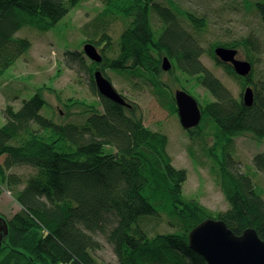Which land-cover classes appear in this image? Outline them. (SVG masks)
I'll return each instance as SVG.
<instances>
[{
  "label": "trees",
  "instance_id": "trees-1",
  "mask_svg": "<svg viewBox=\"0 0 264 264\" xmlns=\"http://www.w3.org/2000/svg\"><path fill=\"white\" fill-rule=\"evenodd\" d=\"M82 1L0 0V79L32 47L28 38L17 36L23 26L47 31ZM246 1L264 23V0ZM103 2L108 3L107 12L85 24L84 31L92 37L90 42L98 45L104 40L106 49L112 51L114 19L123 20L119 51L111 61L113 69L147 72L162 97L165 84L159 72L168 56L177 70L198 76L213 95L214 100L203 107L200 104L203 123L192 131L208 126L215 130L216 138L226 140L207 149L223 176L229 207L215 217L201 203L188 199L183 191L188 171L174 166L168 135L146 127L126 97L132 107L102 96L91 76L92 90L101 97L103 109L84 110L91 113L81 123H58L43 113L47 100L38 91L19 109L12 104L2 109L0 196L4 185L12 188L23 182L8 173L15 165H29L36 172L13 191L21 208L7 219L0 264H105L96 254L103 247L100 236L113 246L119 264H207L189 245L188 235L208 217L223 219L238 235L254 228L264 239V197L232 155V136L251 132L264 140V87L253 82L254 70L247 77L238 76L214 54L218 46L244 49L254 67L252 50L257 48V40L251 35L218 40L205 49L194 33L205 30V17L175 11L156 0ZM152 13L162 23L158 30L152 25ZM180 14L191 28L179 20ZM205 52L239 79L242 88L254 89L252 106L234 96L205 66L201 60ZM69 54L77 56L76 52ZM170 102H175L174 96ZM106 146L116 151L106 152ZM254 164L264 173V151L255 156ZM198 213L204 216L199 219ZM152 220L165 221L183 232L152 233Z\"/></svg>",
  "mask_w": 264,
  "mask_h": 264
},
{
  "label": "rangeland",
  "instance_id": "rangeland-1",
  "mask_svg": "<svg viewBox=\"0 0 264 264\" xmlns=\"http://www.w3.org/2000/svg\"><path fill=\"white\" fill-rule=\"evenodd\" d=\"M156 1L175 11H190L205 17L207 23L205 30L201 34L194 32L196 36H200L205 49L218 40L230 41L249 35L255 38L258 45L252 50L255 61L253 82L264 87V23L253 5L246 0ZM107 4L103 0H84L47 31L23 26L17 32V36L28 38L32 42V47L8 68L0 79V127L4 123L2 109L7 104L19 109L23 101L31 98L37 91L47 100V108L42 112L58 123H81L86 119V115L91 113L84 110H92L93 107V110L103 109L101 97L91 87V76L94 77L96 66L86 56L83 48L87 42H90V36L84 31L85 24L105 14L108 10ZM181 14L177 15L179 20L184 25L190 26ZM151 16L154 28L161 27L162 23L159 22L157 15L152 13ZM124 27L123 20L115 17L111 31L112 51L106 49L107 43L104 40L97 45L108 61L109 59L112 61L117 56L119 37ZM94 39L99 40L100 37ZM240 50V57H247L246 51ZM70 51L76 52L77 56H71ZM169 59L172 68L165 70L161 65L159 72L160 80L165 84L162 97L148 80L150 75L143 70L130 73L103 64L97 66L112 81L116 89L136 107L135 114L146 127L162 131L169 136V151L174 166L188 171V178L183 185L184 195L201 203L212 216L216 217L218 212L228 209L229 203L222 187L223 176L219 175L218 165L210 157L207 146L212 147L213 144L226 140L216 138L215 130L211 131L208 126L203 128L201 125V129L194 132L184 129L178 110L174 111L178 109L174 96L176 89L183 88L190 92L202 107L210 100H214V97L199 82L198 76L182 73L174 67L172 59ZM201 60L234 96L243 100L245 87L242 88L239 79L206 52ZM172 96L175 102L171 104ZM201 122L203 123V116ZM232 145V155L237 160L239 169L253 178L264 197V174L256 168L253 161L257 152L264 151V140L257 139L251 132H242L232 136ZM105 151H116V149L106 146ZM35 172L34 167L25 164L15 165L8 170V173L21 177L23 182L12 188L4 185L3 194L0 196L1 215L10 218L19 211L21 206L13 197V191L22 188ZM198 215L199 213L196 216ZM201 216L204 215L200 214L198 218L201 219ZM150 224L155 228L152 233L183 232L179 227H173L165 221L154 223L152 220ZM99 239L103 242V247L97 251V256L105 264H119L113 246L104 237L100 236Z\"/></svg>",
  "mask_w": 264,
  "mask_h": 264
},
{
  "label": "water",
  "instance_id": "water-1",
  "mask_svg": "<svg viewBox=\"0 0 264 264\" xmlns=\"http://www.w3.org/2000/svg\"><path fill=\"white\" fill-rule=\"evenodd\" d=\"M83 49L86 56L93 61L103 60V55L92 42H87ZM214 52L222 61L230 62L237 74L246 77L251 74L253 67L251 61L238 59L239 51L236 48L219 46ZM162 67L165 70L172 68V62L168 56H164ZM94 80L102 96L124 106L132 107V104L123 97L101 70L95 72ZM174 96L182 126L188 130L196 128L203 116L198 99L182 88L176 89ZM254 99V89L247 86L243 93L245 105L252 106ZM7 234L8 223L0 217V249L3 236ZM188 238L191 248L201 254L207 264H264V239L254 228H247L238 235L228 227L223 219L208 217L191 229Z\"/></svg>",
  "mask_w": 264,
  "mask_h": 264
},
{
  "label": "bare ground",
  "instance_id": "bare-ground-1",
  "mask_svg": "<svg viewBox=\"0 0 264 264\" xmlns=\"http://www.w3.org/2000/svg\"><path fill=\"white\" fill-rule=\"evenodd\" d=\"M95 45V44H94ZM96 47H97V45H95ZM219 47V46H218ZM98 48V47H97ZM217 48V47H216ZM215 48V49H216ZM239 52H238V54H237V58L238 59H241V60H248L249 62H250V60L247 58V57H245V58H241L240 56V54H241V50L240 49H237ZM99 52H100V50H98ZM101 53V52H100ZM102 54V53H101ZM214 54H215V52H214ZM103 55V60L101 61V62H96V61H93L92 59H90V60H92V63L94 64L95 63V66H96V70H95V72L97 71V70H101L97 65H101V64H103V65H107V66H110L111 67V59L108 61L107 60V58H106V56L104 55V53L102 54ZM216 56V55H215ZM88 57V56H87ZM89 58V57H88ZM216 58L218 59V61H220L221 63H223V64H228V65H230L231 67H232V69H233V71H235V68H234V66L230 63V62H224V61H222L219 57H217L216 56ZM252 70H254L253 69V67H252ZM102 71V70H101ZM95 72H94V74H95ZM103 72V71H102ZM236 73V72H235ZM237 74V73H236ZM238 76H241V75H239V74H237ZM242 77H246V76H242ZM110 80V79H109ZM183 89V88H182ZM187 91V90H186ZM254 95H255V92H254ZM244 102V101H243ZM254 102H255V99H254ZM245 104V103H244ZM182 125V124H181ZM184 128V127H183ZM184 129H186V128H184ZM194 129V128H193ZM193 129H191V130H189V131H192ZM186 130H188V129H186ZM169 137V136H168ZM169 144H170V140H169ZM261 152H263V151H260V152H257L255 155H254V157H253V161H254V159H255V156L257 155V154H259V153H261ZM257 168V167H256ZM263 173V172H262ZM264 174V173H263ZM0 217H2L4 220H6V222H7V219L8 218H6L5 216H3V215H1L0 214ZM8 223V222H7ZM6 236L7 235H4L3 236V241H2V246L5 244V241H6Z\"/></svg>",
  "mask_w": 264,
  "mask_h": 264
}]
</instances>
